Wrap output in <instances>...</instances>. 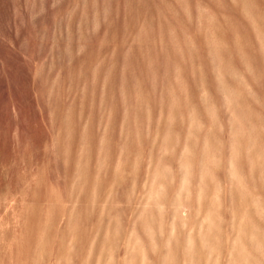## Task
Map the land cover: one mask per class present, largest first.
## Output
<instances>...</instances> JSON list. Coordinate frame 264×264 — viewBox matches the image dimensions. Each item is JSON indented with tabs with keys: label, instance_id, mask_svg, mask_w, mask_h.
Returning a JSON list of instances; mask_svg holds the SVG:
<instances>
[{
	"label": "clouds",
	"instance_id": "clouds-1",
	"mask_svg": "<svg viewBox=\"0 0 264 264\" xmlns=\"http://www.w3.org/2000/svg\"><path fill=\"white\" fill-rule=\"evenodd\" d=\"M221 2L251 27L255 0ZM188 8L145 26L149 96L131 133L106 145L104 169L63 164L69 211L47 217L33 264H264V102L252 96L264 52L257 62L204 0ZM50 111L62 142L55 94Z\"/></svg>",
	"mask_w": 264,
	"mask_h": 264
},
{
	"label": "rangeland",
	"instance_id": "rangeland-1",
	"mask_svg": "<svg viewBox=\"0 0 264 264\" xmlns=\"http://www.w3.org/2000/svg\"><path fill=\"white\" fill-rule=\"evenodd\" d=\"M195 2L0 0V236L6 241L0 243V264H33L47 217L68 213L63 164L78 156L86 169L107 166L106 145L125 134V125L131 133L149 96L145 57L152 45L143 40L145 26L182 20ZM204 3L234 23L233 31L243 33L237 43L254 50L259 62L264 0H255L251 27L239 7ZM155 87L153 81V97ZM53 94L66 120L58 143H52ZM252 96L264 102V76Z\"/></svg>",
	"mask_w": 264,
	"mask_h": 264
}]
</instances>
